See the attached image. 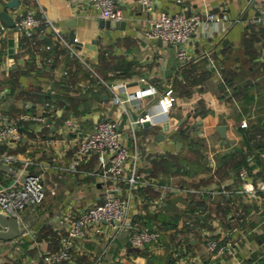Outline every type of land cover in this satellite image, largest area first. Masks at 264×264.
<instances>
[{
    "label": "crops",
    "instance_id": "obj_1",
    "mask_svg": "<svg viewBox=\"0 0 264 264\" xmlns=\"http://www.w3.org/2000/svg\"><path fill=\"white\" fill-rule=\"evenodd\" d=\"M8 2L0 0V11L16 19L33 8L42 21L33 35L8 26L0 38V119L51 110L46 123L21 119V141L0 140V185L33 172L42 174L45 189L44 201L23 211L24 232L0 238V264H45L61 245L60 218L105 198L98 155L77 160L78 136L101 119L128 129L142 110L160 112L156 95L128 111L116 103L110 85L124 82V92L154 83L174 95L168 128L159 113L128 139L137 145L142 177L149 181L135 187L129 216L160 229L161 242L134 254L128 231L106 226L76 239L59 264H264V191L239 194L240 177L233 171L245 158L254 180L264 181V159H257L264 142V24L258 19L264 0H155L150 11L138 0H115L127 22L120 28L102 26L97 8L84 0ZM160 9L202 15L211 10L224 19L199 25L185 44L193 57L184 61L176 45L146 35ZM94 38L97 48L85 45ZM244 118L247 127L241 126ZM160 196L161 205L153 206ZM212 239L219 244L211 249ZM226 243L229 248L221 251Z\"/></svg>",
    "mask_w": 264,
    "mask_h": 264
},
{
    "label": "built area",
    "instance_id": "obj_2",
    "mask_svg": "<svg viewBox=\"0 0 264 264\" xmlns=\"http://www.w3.org/2000/svg\"><path fill=\"white\" fill-rule=\"evenodd\" d=\"M95 8L103 19L124 20L125 14L117 6L115 0H84ZM146 10H154L155 0H138ZM224 16L208 10L204 15L198 12L187 13L186 11L158 10L157 15L150 21L146 35L151 39H162L177 47V55L180 60H189L193 57L189 48L186 47L199 25L204 20L220 22ZM258 19L264 24V2L259 7ZM41 18L33 8H28L23 14L15 19V28L28 35H33L41 23ZM9 29L8 25L0 21V38ZM59 38L66 42L75 51L74 46L69 44L65 36L57 29ZM141 81H147L145 76ZM110 85L114 91V101L121 104L127 111L131 105L142 107V99L145 96L156 95L160 106V112L142 110L129 120L128 129H123L114 119H101L96 127L76 141L75 154L78 159H88L92 154L98 155L99 166L97 174L105 183L106 196L100 202H95L83 208L77 214H65L60 220L65 225V232L61 237V245L54 252L45 256V264H59L68 258L74 242L78 238H85L91 230L102 232L106 226L115 229L125 228L129 234V241L133 248H143L147 243L155 244L161 242V230L150 228L141 220H132L129 216L131 199L135 196L136 186H146L149 181L143 179L141 172V153L137 145L131 146L128 142L130 136L136 138V129L146 121L156 122L159 113L166 116L165 124H170L169 113L171 111L174 95L172 88L160 89L156 84L150 83L135 91L124 92ZM51 108L30 114H22L9 121L0 119V140L6 142L21 141L26 136L22 127L21 119H30L41 123L49 121ZM1 118V110H0ZM166 124V126H167ZM249 125L248 119L241 121L242 127ZM264 157V151L261 152ZM240 182L235 186V191L248 197H254L264 191V181L257 183L253 173L247 166H242L238 171ZM126 185V194L122 193L123 185ZM45 199V189L41 173L29 172L23 180L12 184L0 185V212L6 216H12L23 220V211L29 205H39ZM163 196L152 200L153 206H160ZM2 224L0 222V228ZM219 244L218 239H212L208 243L209 248H215ZM226 243L220 247L221 251L229 248Z\"/></svg>",
    "mask_w": 264,
    "mask_h": 264
},
{
    "label": "water",
    "instance_id": "obj_3",
    "mask_svg": "<svg viewBox=\"0 0 264 264\" xmlns=\"http://www.w3.org/2000/svg\"><path fill=\"white\" fill-rule=\"evenodd\" d=\"M10 6H16L20 3V0H9L8 2ZM0 17L1 20L8 26H14L15 25V19L11 16V14L7 10H1L0 11ZM102 26L106 27H125L127 25L126 20H113V19H103L102 20ZM71 41H75V32L72 30L70 32ZM162 40V39H160ZM97 38H94L92 40V44L88 43L85 44L86 46H92L93 48H97ZM77 47H82V42H76ZM151 123L150 121H146L145 124ZM168 125V124H167ZM165 128H168L167 126ZM219 130L221 133L226 136L227 126L225 124H221L219 126ZM0 222L2 224V227L0 228V238L5 239H11L14 237H17L21 235L24 232L23 226H21L19 219L12 217V216H6L3 213H0Z\"/></svg>",
    "mask_w": 264,
    "mask_h": 264
},
{
    "label": "trees",
    "instance_id": "obj_4",
    "mask_svg": "<svg viewBox=\"0 0 264 264\" xmlns=\"http://www.w3.org/2000/svg\"><path fill=\"white\" fill-rule=\"evenodd\" d=\"M50 96H51V95H50ZM28 113H29V112H28ZM30 113H33V111L30 112ZM23 114H24V113H23ZM258 146H259V148H258V149H259V154H257V159H258L259 163H261V162H263V161H261V160L264 159V157L261 156V152L264 151V142L261 143V144H259ZM248 147L251 148V145H250L249 143H248ZM261 164H262V163H261ZM242 166H247V167L249 168L250 172L252 173V166L249 164V160L243 158V159H241V160L236 161V162L233 164V171H234L238 176H239L238 171H239V169H240ZM263 169H264V165H263ZM166 220H167V219H166ZM140 249H141V248H134V254L137 253V252H139Z\"/></svg>",
    "mask_w": 264,
    "mask_h": 264
}]
</instances>
